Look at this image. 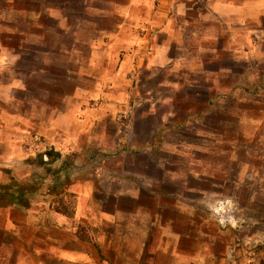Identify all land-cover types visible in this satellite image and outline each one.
Listing matches in <instances>:
<instances>
[{"label": "rangeland", "instance_id": "obj_1", "mask_svg": "<svg viewBox=\"0 0 264 264\" xmlns=\"http://www.w3.org/2000/svg\"><path fill=\"white\" fill-rule=\"evenodd\" d=\"M130 5L131 0H0V188L14 195L27 188L33 211L44 216L23 234L0 229V264H64L53 244L39 243L43 250L36 255L33 227L47 221L43 205L52 202L54 189L76 181L85 187L75 184L66 193L84 200L82 209L99 229L98 264H172L180 251L223 252L235 231L264 221V34H253L249 55L234 62L209 39L214 30L203 28L208 39L198 42L195 33L184 43L192 49L187 63L176 45L173 68H135L129 97L108 122L102 146L79 149L60 132L41 131L59 113L76 110L72 95L90 86L87 77L101 71V58L123 59L117 50L94 52L91 46L99 34L130 21ZM150 5L157 14L168 3ZM197 16L190 31L198 30ZM156 27L140 23L138 58L151 51ZM101 102H82L78 109L100 110ZM34 144L40 149L27 150ZM49 152L58 157L53 163L44 160ZM63 169L67 174L57 183L55 173ZM221 201L233 203L240 227L216 221L211 208ZM171 224L181 240L168 234Z\"/></svg>", "mask_w": 264, "mask_h": 264}, {"label": "crops", "instance_id": "obj_2", "mask_svg": "<svg viewBox=\"0 0 264 264\" xmlns=\"http://www.w3.org/2000/svg\"><path fill=\"white\" fill-rule=\"evenodd\" d=\"M164 1L168 3V6L165 7L163 12L156 14L152 9L150 10V4L155 3L156 0H131L130 8L127 10L129 16L126 18L130 21H124V24L119 25L116 31L99 34L98 36L101 39H95L91 46V50H94V52L106 49L108 51L114 50V53H116L117 50L124 56L123 59H120L117 63L112 57L108 61L105 60V56L103 59L101 58V71L91 73L92 76L87 77L86 83H89L90 86H79L76 88L77 92L72 95L74 96L73 100L76 99L79 105L76 110L59 113L60 115L56 117L55 122L45 123L41 127V131L46 133L60 132L69 137V140H74L79 149L87 146H102L105 142L103 133L108 130V122L113 121L117 109L121 108L129 97L128 78L135 68H140L141 65L147 71L156 69L166 71L173 68L176 59L172 54V47L176 45H180L181 51L187 54L181 57L182 62L187 63L185 61L192 57L190 53L192 49L189 51L184 43L187 44L191 35H195V33L198 42L208 39V34L204 29L207 32L214 30L209 39H212L213 43L217 45L218 52L227 51L228 57L232 58L234 62L237 55L243 54L244 57L249 55L253 34H264V0ZM146 4L148 5L146 6ZM146 8H148L147 12H145ZM194 12L198 14L196 21L198 30L190 31L195 26ZM178 19H180L179 26L177 24ZM142 22L148 23L150 30L155 25L159 29L157 34L153 35L152 48H150L151 51L148 56L140 59L136 51H141L138 46L142 41L137 32ZM131 35L132 39L130 38ZM178 35H181V42H177ZM102 38H106V40H102ZM223 43L228 44V47L223 46ZM93 55L98 63V53ZM92 99H102L104 101L100 103V110H89L87 113H82L79 110L80 104L82 102L85 104L86 101ZM79 114L83 116L81 119L78 117ZM22 119H24L23 116ZM56 158L58 157H54L52 163ZM67 163L71 164V162H64L63 164L66 166ZM65 173L64 169L55 173L57 183L59 182V176ZM77 182L79 181L71 186L61 185L58 190L54 189V198L70 192V188L74 187L75 184H80V182ZM85 185L88 186L87 182H85ZM83 186V184H80V187L83 188ZM28 193L27 188H21L18 195L11 192L10 194H4L0 188V229H3L10 236L14 235L13 232L16 234L17 231L23 234V231H26L35 219H44L43 215L33 211L34 206L27 197ZM1 195L7 196L8 199H2ZM83 201L80 200V203H83ZM45 219H47L45 223L33 227L36 233V246L39 243L42 245L44 243L53 244L56 251L55 256L64 264H79L80 260H84L85 264H98L102 260L101 253L96 248L98 242L88 244L81 241L71 231L62 228L63 224L51 223L50 215H46ZM172 226L173 224H171L168 234L179 237L181 240L183 236L172 229ZM59 242L64 243V245L60 246ZM226 245L223 252L216 249H203L193 252L180 251V257L171 256L172 264H264V221L259 225L249 221L244 230L235 231L234 237L231 236ZM232 247L236 251L233 255L231 254ZM27 250L25 248V251ZM39 250H43V248L39 247L36 255Z\"/></svg>", "mask_w": 264, "mask_h": 264}, {"label": "trees", "instance_id": "obj_3", "mask_svg": "<svg viewBox=\"0 0 264 264\" xmlns=\"http://www.w3.org/2000/svg\"><path fill=\"white\" fill-rule=\"evenodd\" d=\"M49 156L52 161L55 153L51 152ZM43 208V212L50 213L51 223L63 224L62 228L71 231L81 241L88 244L97 243L99 229L91 215L81 208V203L75 194L65 193L54 198L49 206L44 204Z\"/></svg>", "mask_w": 264, "mask_h": 264}, {"label": "built area", "instance_id": "obj_4", "mask_svg": "<svg viewBox=\"0 0 264 264\" xmlns=\"http://www.w3.org/2000/svg\"><path fill=\"white\" fill-rule=\"evenodd\" d=\"M40 149V145L34 144L30 149L33 151L34 148ZM51 153V152H49ZM49 153L43 154L46 163L51 162ZM213 216L216 221L224 228H238L242 225V221L237 216V209L231 201H221L211 208ZM234 254V251L231 253Z\"/></svg>", "mask_w": 264, "mask_h": 264}]
</instances>
